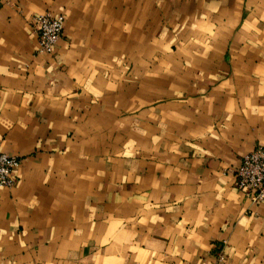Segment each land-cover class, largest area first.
I'll return each instance as SVG.
<instances>
[{
    "label": "crops",
    "instance_id": "0c3cea01",
    "mask_svg": "<svg viewBox=\"0 0 264 264\" xmlns=\"http://www.w3.org/2000/svg\"><path fill=\"white\" fill-rule=\"evenodd\" d=\"M258 145L264 0H0V264H264Z\"/></svg>",
    "mask_w": 264,
    "mask_h": 264
},
{
    "label": "built area",
    "instance_id": "2783aa9c",
    "mask_svg": "<svg viewBox=\"0 0 264 264\" xmlns=\"http://www.w3.org/2000/svg\"><path fill=\"white\" fill-rule=\"evenodd\" d=\"M36 33L39 36L38 52L50 54L64 31V15L50 12L35 15ZM21 164L17 155L0 151V188H12L15 184L14 171ZM235 186L244 197L253 204L264 201V146L258 145L243 156L241 163L233 170ZM225 254L222 249L215 252L209 264H224Z\"/></svg>",
    "mask_w": 264,
    "mask_h": 264
}]
</instances>
